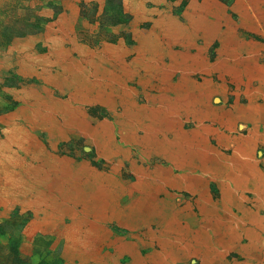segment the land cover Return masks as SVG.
<instances>
[{
    "label": "rangeland",
    "instance_id": "1",
    "mask_svg": "<svg viewBox=\"0 0 264 264\" xmlns=\"http://www.w3.org/2000/svg\"><path fill=\"white\" fill-rule=\"evenodd\" d=\"M173 3L166 11L171 19L189 28L198 27L204 35H207L205 23L214 32L216 23L220 22L219 34L206 53L210 61H220L222 53L232 45L230 40L241 41L240 49L236 50L239 58L233 59L229 67V70L234 66L235 69L227 76L230 91L227 103L233 102L236 96L242 104L250 103L247 111L257 106L264 109V0ZM0 6L4 8L1 15L7 16L4 21L8 23V32H21L9 39L0 34V223L6 230L2 243L6 246L10 237L21 235V249L24 255L32 254L34 263L258 264V259L245 256L243 250L244 246H253L250 245L255 235L252 229L258 233L264 229L257 227V214L264 211V203L261 208L254 205L255 187L243 186L244 191L241 189L239 195L243 196L244 207L257 218L247 216L245 227L236 233L237 245L231 249L222 245V234H226L225 239L231 234L225 223L226 214L218 213L214 207L218 203L222 210L232 207H227L229 204L223 200L225 189L250 179L244 176L264 177V168L258 161L251 159L250 166L249 160H241L246 165L243 169L237 167L240 173L229 179L232 169L235 170L233 165H228V159L224 158L225 162H220L223 168L217 170L218 165L213 161L216 141L212 134L201 132L192 141L198 144L202 138L205 140L207 157L200 159L198 167L182 169L172 158L145 156L141 142L144 130L136 131L135 137H131L130 125L125 126L130 119L122 115L123 111L148 101L147 93L134 80L122 84L126 75L121 73L125 70L123 67L131 73L134 58L143 54L139 35L153 41L156 34L155 40L163 41L162 49L171 51L166 43L171 38L167 32L177 33L173 29L166 31L167 28L161 32L159 26L147 19L131 22L133 14L144 11L123 10L121 0H0ZM149 13L156 16L163 11ZM201 16L206 19L201 20ZM3 29L4 22L0 24V32ZM222 38L229 41L226 43ZM197 44L201 45L202 40H197ZM250 44L253 53L248 50ZM175 49L179 52L181 46L175 45ZM154 52L150 48L145 51L152 55L149 79L158 83L156 74L162 75L169 66L166 75L159 78L160 84H166L172 76L170 64L181 61L185 52L173 59ZM156 56L162 57L161 65L157 64ZM61 75L83 88H88L86 81L96 83V87L102 86L107 89L105 92L117 95L114 96L117 101L82 100L81 92H76L80 87L71 89L59 85L56 77ZM197 78L202 80L198 75ZM179 85L177 97L170 93L166 96L161 89L153 91V97L163 94L162 102L158 98L153 101L154 107H166L169 112L174 101L191 93L189 88H183L184 84ZM217 97L220 101L217 98L215 102L222 103L223 98ZM151 117L146 124H160L158 118ZM68 119L76 126L72 131L65 124ZM247 121L252 120L248 117ZM238 123L233 133L247 134L250 130L249 136L253 123L245 122L242 126ZM194 125L185 122L183 128ZM259 125L262 130L264 124L260 121ZM54 127L58 131H53ZM66 127L70 129L66 131ZM104 132L121 150L119 154L108 156L106 146L99 141L100 137L107 136L101 135ZM236 141L238 146L239 139ZM251 150L247 147L244 154ZM224 151L228 157L233 149ZM254 151L258 159L264 158V146ZM238 154L237 151L233 159L236 163ZM171 165L172 186L166 176ZM56 170L58 177L69 176L66 181L57 179L55 183L59 186L51 184ZM150 170L157 171L151 176ZM47 173L51 179L46 178ZM183 175L193 177L197 187L183 185L184 181L179 180ZM129 201L136 210L124 217L112 209L116 202L121 207ZM112 202L114 206L110 205ZM232 208L234 213L239 211L238 206ZM195 247L200 250L196 252ZM204 248L216 252L214 260H204L201 255Z\"/></svg>",
    "mask_w": 264,
    "mask_h": 264
},
{
    "label": "bare ground",
    "instance_id": "2",
    "mask_svg": "<svg viewBox=\"0 0 264 264\" xmlns=\"http://www.w3.org/2000/svg\"><path fill=\"white\" fill-rule=\"evenodd\" d=\"M201 17H202L201 20L206 19L205 16H201ZM191 21L195 22L194 20H191ZM204 26H205L206 33L208 35H210L213 28L211 27V25L209 23H205ZM172 33L174 34V32H172V31L169 32V35L172 36L173 35ZM167 36H168V32H167ZM171 40H173V39H171ZM153 42H154V44H152L151 48L149 46L147 48V51L150 48L152 54H153V51H156L154 53H159L160 48H162L160 44L163 41H161L160 38H157L155 41L153 40ZM166 43L168 45L172 44L170 39H169V41H166ZM143 54L145 55L144 52H143ZM186 55H189V54H187L185 52L181 61H179V60L172 61V63L170 64V72L172 75H173V71L176 68L180 67V64H182V65L187 64V62H188L187 59H184L186 57ZM141 56H142V54H141ZM121 57H122V55H121ZM163 57H165V55H163ZM188 58H190V57H188ZM220 61H218V62H220ZM197 62H199V61L197 59H195V62L193 64H195ZM123 69L126 70L127 67L124 66ZM198 71H201V70H198ZM54 79H55V75H54ZM182 79H185L184 75H183ZM56 81L59 83V85H62V87H67V88H71V89L72 88L74 89L75 87H80L81 89L77 88L76 92L80 91L81 92L80 94H82L80 98L82 100H85V101L86 100L90 101L91 99H98V100H103V101L105 100V101H110V102L113 99L114 102L117 101L115 98L117 95L115 96L114 94H110L109 92H105L104 90H107V89H104V88L102 89V86L96 87L95 86L96 83L84 81L86 84H88L87 85L88 88H85V87L83 88L81 86L75 85V82L68 79L65 75H61L60 77L57 76ZM180 84H185V82H180ZM196 85H197V89H200L203 84H200V85L196 84ZM187 86H190V84L187 83ZM189 89H190V87H189ZM192 91L190 94H187L185 97H180L178 101H174V103L169 107V109H170L169 112H167V109H165L166 107H162V108H157L156 106H155L156 108L154 107L153 101L155 102V100H157V98H158V100L160 102H162L163 94H159L157 97L156 96L153 97V96H151L150 93H147V97H148L147 103H145L144 105H141V106H139V105L135 106V108L129 107L123 111L122 115H126L130 119L127 123L125 122L127 124L125 126L130 125V129L132 130L131 137H135V132L138 130H144V132H145L143 135V138L141 139V142H143V146L145 147V149L143 150V154L145 156L150 157V156L157 155V156L169 157V159L172 158L173 161H175L176 163H178L182 167V169L186 168V167L187 168L198 167V166H200V164H198V162H201V160H204L207 157L208 154L206 152L207 148H206L205 140L202 138L201 141H198V144L197 143L194 144L192 139H195L198 136H201L202 135L201 132H206L208 134H210L209 132H214L213 130H215L214 129L215 128L214 127L215 126V124H214L215 119L211 116L207 117V115H215V112H214V109L210 108L208 105H205L203 103L202 97H198V95L197 96L194 95L192 93ZM196 93H197V91H196ZM204 94H206V93H204ZM210 95L211 94H209V96ZM72 96H73V94H72ZM202 96H203V94H202ZM247 109H248L247 107H244V106H241L238 104L228 114L227 113L224 115L222 114L219 118V121H218V122H221V126L225 125L226 126L225 129L230 130L240 120L247 122L248 117L252 120L254 128L250 132V135L245 137L244 139L243 138L240 139L241 142H240V140L238 142L239 145L237 146V149H238V152L240 153V154H238V156L239 155L240 156H239V158L237 157L236 159L238 161L237 163H238L239 169H243V167L246 165L245 162H243L241 160H244L243 155H245L244 152L247 149V147H249V148L251 147L253 150V149H255V147H258L259 145L262 146L264 144V125H262V130L259 128V126H260L259 122L260 121L264 124V119L261 118V117H264V109L260 106H257V108L255 110L250 111V112H248ZM162 113H163V115H162ZM221 113H223V111ZM68 115L70 116L69 113H68ZM190 115L195 116V118L197 117V115H199V116L200 115H206V116L204 118H201V116H200L201 120L199 122H197V124L192 129H189V130L186 129L185 130L183 128V126H184L185 122L188 121V117ZM151 116L158 118V121L160 122V124L157 126L146 124V121L151 120V118H152ZM224 117H226V119L228 118L226 122H225L226 119L224 120ZM239 117H242V119H240ZM217 118H218V116H217ZM72 119L74 121V119H76V118H72ZM72 119H68L69 121L65 122V124H69L71 126L70 127L71 129L66 127V129H65L66 131L69 129L72 131L74 129L73 127H76L73 124ZM46 120H47V122H51V120H49L48 118H46ZM62 120H64V119H62ZM76 120H78V119H76ZM204 120H206V121L209 120L210 123L204 124L203 123ZM80 121H81V119L78 122H80ZM82 122H83V120H82ZM85 125L87 126V124H85ZM86 126H85V128H86ZM93 129H91L90 131H93ZM53 131H58V129L54 127ZM59 131H62V130H59ZM218 132H220V131H218ZM170 133H173V136H169ZM101 135H103V136L107 135L104 137L105 139L100 137L99 141H101V143L106 146L105 151L108 152L107 154L109 157L117 155L121 152V150L119 148H117V145L115 143H113L111 136H109L107 134V132L101 133ZM228 136H229V134H227V136H225V138L226 137L228 138ZM132 162L136 163V160H132ZM248 165H249V163H248ZM41 166H43V165H41ZM250 166H252V160L250 161ZM202 168H205V166ZM206 170H204V172H206ZM156 171L157 170H150V175L154 172L156 173ZM169 171L171 173H173L172 165L169 167L167 174H166V176L168 177L167 181H168L169 185L172 186L171 183L173 182L174 177ZM210 172H212V171H210ZM231 172H233V173L230 174L229 179L231 178V176L236 175V173H240L239 171H237V170L235 171L233 169ZM57 173H58V170H56V174H55L56 177H53L52 182H51V184L54 186H59L55 183L57 179H61L63 181H66V179L69 178L68 175H66L64 177H62L60 175L58 177ZM74 174L77 175L75 172H74ZM183 176L185 179L182 177H179V180L181 182L184 181L183 185H185L189 188H192V189H194V187L195 188L197 187V185H196L197 183L192 182L193 177H190L187 175H183ZM193 176H196V175H193ZM262 177L257 176V175L244 176V179L245 178H250V179H248L247 181H241L240 184L235 185V188H229L228 189V187H227L225 189V192H224L225 195L223 194L225 196V198L223 200L229 204L227 207H230V206L233 207V205L238 206L239 211L237 213L233 212L234 209L232 207L231 208H225L224 210H222L223 208L220 207L219 203L214 206L215 208H217L216 211L218 213L223 214V212H225V214H226V215H224V218L226 219L225 223H227L228 228L231 230V234H230L229 238H226V239H225L226 234L225 233L222 234V237L224 238L222 245H226L227 248H229V249H231L237 245V242H236L237 234L236 233L239 231V228L241 229L242 227H245L244 221L247 218V216L251 217V219H253L258 215L259 216V220H258L259 223L257 224V227H259V228L264 227V215H262L260 213L257 214V212H256L257 215L251 214V211L247 207L245 208L243 205L244 204L243 196L241 194L239 195L240 190L241 189L243 190L245 188L243 186L250 185L253 188L255 187L253 193L255 194V197L257 198V200L255 201L254 205L256 207L261 208V205H263V203H264V177L263 178ZM46 178L51 179L49 173H47ZM36 182H38V181L36 180ZM257 184H259L258 187H256ZM46 186H47V184H46ZM49 193H51V191ZM127 203L128 204L126 206L122 205L121 207L118 206L117 202H116V205H115V202L110 203V205L111 206L115 205L112 209L115 212H117L121 217H124V216H126V213L133 212L136 210L133 208L134 207L133 205L131 206V201H129ZM135 204H137V203H135ZM213 210H215V209H213ZM239 212H241L242 214H238ZM252 231L254 232L255 235H254V237L251 238V244L250 245L255 243L256 240L258 241V237L262 235L261 232L258 233L255 229H252ZM199 250H200L199 247H195L196 252H198ZM213 251L214 250H211V248L202 249L201 255L205 261L210 262L211 260L215 259L216 252H213Z\"/></svg>",
    "mask_w": 264,
    "mask_h": 264
},
{
    "label": "crops",
    "instance_id": "3",
    "mask_svg": "<svg viewBox=\"0 0 264 264\" xmlns=\"http://www.w3.org/2000/svg\"><path fill=\"white\" fill-rule=\"evenodd\" d=\"M122 1V9L124 10H129V11H140L143 10L144 13L140 14V15H134L132 16L131 22L133 23H138L140 20L142 19H147L149 21H153V25H157L160 27L161 32H165V28H167L166 31H171L172 29L177 33L176 35H169L170 41L173 44H170L169 49H171V51H165L164 47L163 49L160 48V53H162L163 55H169V57L173 59V56H175L176 58H180L179 56L181 55V53L186 52L189 55H186V57L184 59H187V64H184V66L182 64H180V69L176 68L173 71V75L169 78L168 83L166 84H160L161 80L159 78H161L162 76L166 75V71L169 68V66L164 70V72H162V75H157L156 74V78L159 80L158 83H154L153 81H150V76L152 74V68H151V64H150V59L151 56L149 53H145L146 49L150 46H152V43L154 44L153 41L150 40H146L145 37L139 35L138 37V41L139 43L142 42V44L145 46H143L144 49H142L141 47V52L145 53V55L142 54V56L140 55V53L137 55V57L134 58L135 60V66L132 68L131 73L127 72L129 70H124L123 72H121L122 74H126L125 78L122 79V84L123 82H127L129 80H134L137 84H139V87L143 88L142 90H144L146 93H150L153 94V91L156 92V90H164V94L166 96H168V94H174L175 97H177V92L180 89V82H185L183 88H189L190 87V91H192V93L194 95H198V97H202L203 99V103L205 105H208L210 108L214 109L215 115H207L211 116L215 119V130H213L214 132H209L210 134H212V138L215 139L216 141V149L214 148V157H213V161L215 165H218L217 170H220L223 168L222 164H220V162H225V160L228 159V165H233V168H235V170H237V164L236 162H234V156L237 154L238 149L236 148L237 146V141L236 140H240L241 138L239 137H243V136H247V134H234L235 133V126L232 127V130L230 131L229 129H225V125L221 126V122L219 121L220 116L223 114H228L231 110L234 109L235 106H237L238 104L244 107H247V105L250 106V103L248 104H242L240 102L239 99H237V97L235 96V98L233 99V102L231 103H227L229 100V95H230V91H229V85H228V80L229 78L227 76H229L230 71L232 69H235V66L233 68H231L229 70V67H232V60L234 59L236 61L237 58H239V53L236 52L237 49H240L241 46V41H231L232 43L231 46H228V51L222 53L221 55V59H223V61H221L220 65H223L222 67L219 66V62H212L209 59H207V50L209 49V47H211V45L215 42V37L218 36L219 34V24L220 23L218 20V22L215 25V31L211 34V35H204V31H201L198 29V27L196 29H193L192 27L189 28L187 24H180L178 21L171 19L172 16H170L166 11H168L169 9H171V6H174L173 2H176L178 0H121ZM192 1V0H191ZM149 3V5H148ZM194 3V2H193ZM196 3V1H195ZM194 3V4H195ZM149 11H163V14H159V15H152L149 13ZM149 16V17H148ZM139 17H142L141 19ZM148 17V18H147ZM187 23V22H186ZM231 31H234L232 28H230ZM230 30L228 32H230ZM156 36V34H153ZM152 36V35H150ZM155 36H153V40L155 41ZM174 37V38H173ZM173 39V40H171ZM201 39L202 40V44L198 45L197 44V40ZM223 39V38H222ZM165 40H168L167 38ZM223 41H229V40H224ZM226 42V43H227ZM252 43V41H251ZM151 44V45H150ZM149 45V46H146ZM175 45H180L181 46V50L178 52V50L175 49ZM191 49H195V52ZM144 50V51H143ZM173 50V51H172ZM248 50L251 52V44L248 46ZM253 53V52H251ZM156 55V54H155ZM205 55V56H204ZM190 57V58H188ZM195 57V58H194ZM194 58V59H193ZM195 59H197L199 62L193 64L195 62ZM156 60L159 61L157 62V64L161 65L163 59L161 56H159V59L156 56ZM233 60V61H234ZM171 62V59H170ZM156 63V61H155ZM215 64V65H214ZM218 64V65H217ZM208 65V66H207ZM225 65V67H224ZM163 66V65H162ZM140 69H142L144 72H141ZM196 70V71H195ZM201 70V71H198ZM188 72V73H187ZM154 73V72H153ZM128 74V75H127ZM176 74H179L178 78L173 79V77L176 76ZM185 77V79H182V77ZM197 75L201 77V81L197 78ZM214 75L217 77V79L214 77ZM172 82V83H171ZM187 83L190 84V86H187ZM174 84V85H171ZM178 84V85H176ZM203 84L202 87L200 89H197V85ZM194 85V86H193ZM209 86V87H208ZM226 86V87H225ZM212 88V89H211ZM210 89V90H209ZM197 91V93H196ZM154 92V94H155ZM202 92V93H201ZM209 92V93H208ZM206 93V94H204ZM208 93V94H207ZM203 94V96H202ZM209 94H211L209 96ZM208 95V96H207ZM217 95H220V97H222V103L217 104L214 100L218 98V100L220 101L219 97H217ZM147 96V95H146ZM174 96L172 98H175ZM207 97V98H206ZM209 101V102H208ZM215 102V103H214ZM213 104V105H212ZM254 105V104H252ZM256 105V104H255ZM263 107V106H262ZM223 111V113H221ZM250 110H248L249 112ZM220 114V115H219ZM201 118H204L206 115H200ZM199 115H197V117L195 118V116L190 115L188 117V121L186 123H194L195 125L197 124V122H199L201 120ZM218 116V118H217ZM240 119H242V117H239ZM226 119V117H224V120ZM228 119V118H227ZM227 119L225 120V122L227 121ZM242 121V120H241ZM217 122V123H216ZM252 122V121H247V123ZM204 124L206 123L205 120L203 122ZM241 123L240 126H242V123L245 122H239ZM238 123V124H239ZM194 125V126H195ZM254 127V126H253ZM252 127V128H253ZM193 127H191L190 129H192ZM187 130H189L187 128ZM234 130V131H233ZM220 131V132H218ZM234 132V133H233ZM223 133V134H222ZM226 133H230L228 138L224 137L227 136ZM241 133V132H240ZM208 133L205 132V135H207ZM236 137H238V139H235ZM241 142V140H240ZM227 145V146H225ZM261 146V145H259ZM264 146V144L262 145ZM232 148L233 151L231 153V155H229L227 157V155L225 154L224 149L225 148ZM257 147H255L256 149ZM255 149L251 150L249 152V154L243 155V159L246 158V161L249 160L251 161V159L253 160H257L258 164L260 167L264 168V158H257L256 157V153H255ZM246 156V157H245ZM227 157V158H226ZM242 157V156H241ZM247 163V162H246ZM261 168V170H262ZM217 184H219V181H217ZM262 215H264V211L262 212ZM262 236L260 238V240H256L255 243H253V246L248 247L249 245H247V247H243V250H245V256H250L251 258H256L259 260L258 264H264V229L261 231ZM247 248V249H246ZM260 255V257H259ZM259 257V258H258Z\"/></svg>",
    "mask_w": 264,
    "mask_h": 264
},
{
    "label": "trees",
    "instance_id": "4",
    "mask_svg": "<svg viewBox=\"0 0 264 264\" xmlns=\"http://www.w3.org/2000/svg\"><path fill=\"white\" fill-rule=\"evenodd\" d=\"M4 8L0 6V24L4 22V29L0 32L2 36L6 39H9L12 35L21 33L18 30H15L14 34L8 32L7 26L8 23L4 21V17L1 14L3 13ZM6 230L3 228V224L0 223V264H48L44 261H40L38 263H34L32 261V254L24 255L21 249V240L22 236L20 235L19 238H9V243L5 246L2 243V237L5 236Z\"/></svg>",
    "mask_w": 264,
    "mask_h": 264
}]
</instances>
